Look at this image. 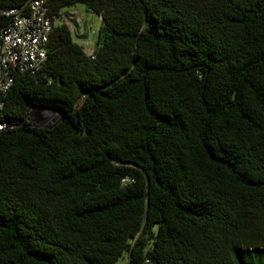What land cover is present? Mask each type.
Here are the masks:
<instances>
[{
  "label": "trees",
  "instance_id": "16d2710c",
  "mask_svg": "<svg viewBox=\"0 0 264 264\" xmlns=\"http://www.w3.org/2000/svg\"><path fill=\"white\" fill-rule=\"evenodd\" d=\"M43 1L42 69L0 92V264H264V0Z\"/></svg>",
  "mask_w": 264,
  "mask_h": 264
},
{
  "label": "built area",
  "instance_id": "2783aa9c",
  "mask_svg": "<svg viewBox=\"0 0 264 264\" xmlns=\"http://www.w3.org/2000/svg\"><path fill=\"white\" fill-rule=\"evenodd\" d=\"M4 15L11 17V21L6 26H0V92L9 89L15 73L40 72L46 60V45L53 26L43 0L30 1L24 12L22 9H11ZM73 19V11L60 17L65 25ZM82 34L83 30L79 29V35ZM93 51L85 53L92 56ZM0 125V132L9 128L5 123Z\"/></svg>",
  "mask_w": 264,
  "mask_h": 264
},
{
  "label": "rangeland",
  "instance_id": "374dc122",
  "mask_svg": "<svg viewBox=\"0 0 264 264\" xmlns=\"http://www.w3.org/2000/svg\"><path fill=\"white\" fill-rule=\"evenodd\" d=\"M74 13V19L69 24H67L72 29V34L74 40L82 45L85 52L89 53L94 49V44L96 40L97 31L100 27V19L87 13L83 6L77 5L72 10ZM78 20V22H77ZM58 24L57 22L55 25ZM79 29L83 30L86 34L79 35ZM59 115L56 112L49 110H38L36 108L30 107L28 109V118L26 123L32 128H50L56 122ZM117 264H127V258L120 259Z\"/></svg>",
  "mask_w": 264,
  "mask_h": 264
},
{
  "label": "water",
  "instance_id": "95a60500",
  "mask_svg": "<svg viewBox=\"0 0 264 264\" xmlns=\"http://www.w3.org/2000/svg\"><path fill=\"white\" fill-rule=\"evenodd\" d=\"M36 109H38V110H49V111H53V112H55L53 109H49V108L38 107V108H36Z\"/></svg>",
  "mask_w": 264,
  "mask_h": 264
},
{
  "label": "snow or ice",
  "instance_id": "6c2138e0",
  "mask_svg": "<svg viewBox=\"0 0 264 264\" xmlns=\"http://www.w3.org/2000/svg\"><path fill=\"white\" fill-rule=\"evenodd\" d=\"M0 126H2V125H0ZM240 261H241V264H243V256L242 255H240Z\"/></svg>",
  "mask_w": 264,
  "mask_h": 264
},
{
  "label": "crops",
  "instance_id": "0c3cea01",
  "mask_svg": "<svg viewBox=\"0 0 264 264\" xmlns=\"http://www.w3.org/2000/svg\"><path fill=\"white\" fill-rule=\"evenodd\" d=\"M72 10H73V9H72ZM72 10H71V11H72Z\"/></svg>",
  "mask_w": 264,
  "mask_h": 264
}]
</instances>
